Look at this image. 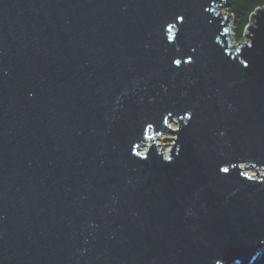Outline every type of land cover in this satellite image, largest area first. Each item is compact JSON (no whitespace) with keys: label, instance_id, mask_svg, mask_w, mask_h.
Listing matches in <instances>:
<instances>
[{"label":"water","instance_id":"obj_1","mask_svg":"<svg viewBox=\"0 0 264 264\" xmlns=\"http://www.w3.org/2000/svg\"><path fill=\"white\" fill-rule=\"evenodd\" d=\"M224 1L0 0V264L261 258L264 7L236 42Z\"/></svg>","mask_w":264,"mask_h":264},{"label":"trees","instance_id":"obj_2","mask_svg":"<svg viewBox=\"0 0 264 264\" xmlns=\"http://www.w3.org/2000/svg\"><path fill=\"white\" fill-rule=\"evenodd\" d=\"M262 7H264V0L224 1V10L230 16V26L236 42H241L244 39L253 14ZM254 264H264V254Z\"/></svg>","mask_w":264,"mask_h":264},{"label":"rangeland","instance_id":"obj_3","mask_svg":"<svg viewBox=\"0 0 264 264\" xmlns=\"http://www.w3.org/2000/svg\"><path fill=\"white\" fill-rule=\"evenodd\" d=\"M220 7L219 8H217V11H219V10H221L222 9V7H223V2H220ZM223 9H224V7H223ZM251 21H252V18H251ZM247 30V29H246ZM232 36L234 37V35L232 34ZM248 39H247V37H245L244 36V39L242 40L243 42H245V41H247ZM171 121H173L174 123H176V121H175V119H173V120H171ZM177 124V123H176ZM167 125H168V128H171V129H176V128H178L177 127V125H174V124H172V122H168L167 121ZM176 135L175 134H172V133H170V132H167V131H163V132H161L160 134H158L157 135V137H160V139H159V145H163V147H164V145H165V151L167 152V151H169V149H170V143L172 142V137H175ZM150 142V141H149ZM142 148H146V147H142ZM244 165V167L245 168H247V169H249L252 173H255L256 171H255V168H253L252 166H250L249 164H243Z\"/></svg>","mask_w":264,"mask_h":264}]
</instances>
